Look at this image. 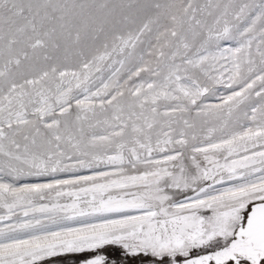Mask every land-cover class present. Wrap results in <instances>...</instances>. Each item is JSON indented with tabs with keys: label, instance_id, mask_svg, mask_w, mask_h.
Here are the masks:
<instances>
[{
	"label": "snow or ice",
	"instance_id": "obj_1",
	"mask_svg": "<svg viewBox=\"0 0 264 264\" xmlns=\"http://www.w3.org/2000/svg\"><path fill=\"white\" fill-rule=\"evenodd\" d=\"M46 260L264 264V0H0V264Z\"/></svg>",
	"mask_w": 264,
	"mask_h": 264
},
{
	"label": "rangeland",
	"instance_id": "obj_2",
	"mask_svg": "<svg viewBox=\"0 0 264 264\" xmlns=\"http://www.w3.org/2000/svg\"><path fill=\"white\" fill-rule=\"evenodd\" d=\"M108 251L112 252L114 256L119 254L118 249H108ZM71 258L73 257L68 256V257H62L61 259H71ZM42 264H55V262L51 260H46V261H43Z\"/></svg>",
	"mask_w": 264,
	"mask_h": 264
}]
</instances>
